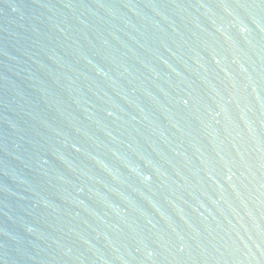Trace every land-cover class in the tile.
Masks as SVG:
<instances>
[{
    "label": "water",
    "instance_id": "95a60500",
    "mask_svg": "<svg viewBox=\"0 0 264 264\" xmlns=\"http://www.w3.org/2000/svg\"><path fill=\"white\" fill-rule=\"evenodd\" d=\"M0 264H264V0H0Z\"/></svg>",
    "mask_w": 264,
    "mask_h": 264
}]
</instances>
